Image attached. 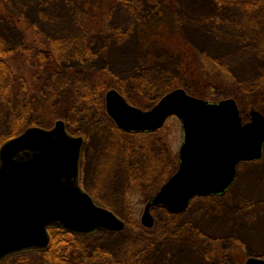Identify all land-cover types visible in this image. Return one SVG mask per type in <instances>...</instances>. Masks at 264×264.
Listing matches in <instances>:
<instances>
[{
    "label": "rangeland",
    "instance_id": "1",
    "mask_svg": "<svg viewBox=\"0 0 264 264\" xmlns=\"http://www.w3.org/2000/svg\"><path fill=\"white\" fill-rule=\"evenodd\" d=\"M176 45L194 52L193 70ZM25 47L32 55L23 58ZM45 50L56 54L53 78L40 65ZM0 59L23 73L22 97L36 115L26 129L50 131L63 121L71 136L83 138L80 186L126 224L89 236L53 228L46 249L1 264L264 260V155L240 163L223 196L198 197L178 215L151 208L154 225L147 228L142 217L151 197L178 170L182 123L170 117L154 133L125 132L102 99L116 90L131 106L150 111L183 89L208 102L233 99L244 124L252 111L264 116V0H0ZM84 81L108 91L92 93L90 105H74L75 86ZM8 116L0 102L4 139L16 129Z\"/></svg>",
    "mask_w": 264,
    "mask_h": 264
},
{
    "label": "water",
    "instance_id": "2",
    "mask_svg": "<svg viewBox=\"0 0 264 264\" xmlns=\"http://www.w3.org/2000/svg\"><path fill=\"white\" fill-rule=\"evenodd\" d=\"M107 108L117 126L129 133H153L170 117L182 123L179 168L146 207L142 224L152 228L151 208L184 213L198 197L223 196L234 184L238 165L260 160L264 116L251 113L244 124L233 99L208 102L183 89L165 96L150 111L131 106L110 90ZM84 140L71 136L63 121L50 130L29 128L0 150V264L6 258L46 249L50 228L73 234L122 231L125 223L98 207L80 186ZM247 264H264L251 258Z\"/></svg>",
    "mask_w": 264,
    "mask_h": 264
},
{
    "label": "trees",
    "instance_id": "3",
    "mask_svg": "<svg viewBox=\"0 0 264 264\" xmlns=\"http://www.w3.org/2000/svg\"><path fill=\"white\" fill-rule=\"evenodd\" d=\"M44 45L46 46V44ZM176 47L179 48V50H181V52L185 55V58H187L188 65L190 64L189 68L193 70L195 66L192 67L191 63H193V61H197V58L194 52L187 45H176ZM22 50H23L22 51L23 58L27 57L26 55L29 56L30 53L32 55V51H30L27 47L23 48ZM39 56H40V59L42 60V62L40 63L41 67L43 66V63H44V66L42 67L44 74L46 76L49 75L51 78H53L54 75L56 74V69H57L56 68L57 66L56 65L57 64L56 54L52 52H47L45 50V51L39 52L38 57ZM5 61H6L5 59H0V102L6 105L8 109V114H9L8 117L11 118L13 122L15 123L17 122V123H16V129L14 130V134L12 136H9L5 139L3 138L5 136H0V148L3 146V144L8 139L21 134L31 122L30 118L32 116H36V115H33L35 112H33L31 108H29L30 106L29 103H25L24 98L22 97V94L24 93L23 91L24 89L23 87H19V86L20 84L24 83V79L22 76L23 73L21 74L18 73L19 75L16 74L15 71L11 67H9ZM16 62L22 68L23 62L20 63V59L16 60ZM94 86H95L94 83L88 82V81H84V82H80L79 84H76L75 87L77 91V97L73 101V104L75 105L76 102L80 101L82 103L90 105L93 100L92 93L95 97V96H98L99 93L106 94V92L108 91L107 88L97 89ZM93 88L97 90H93ZM91 90H93V92H90ZM102 99L103 100L106 99L105 95L102 96ZM25 116L27 117V119H24Z\"/></svg>",
    "mask_w": 264,
    "mask_h": 264
},
{
    "label": "flooded vegetation",
    "instance_id": "4",
    "mask_svg": "<svg viewBox=\"0 0 264 264\" xmlns=\"http://www.w3.org/2000/svg\"><path fill=\"white\" fill-rule=\"evenodd\" d=\"M143 134H145V133H143ZM80 168H81V165H80ZM189 208V207H188ZM28 252H32V251H28ZM28 252H23V253H28Z\"/></svg>",
    "mask_w": 264,
    "mask_h": 264
},
{
    "label": "bare ground",
    "instance_id": "5",
    "mask_svg": "<svg viewBox=\"0 0 264 264\" xmlns=\"http://www.w3.org/2000/svg\"><path fill=\"white\" fill-rule=\"evenodd\" d=\"M1 149V148H0ZM178 168H179V166H178Z\"/></svg>",
    "mask_w": 264,
    "mask_h": 264
}]
</instances>
